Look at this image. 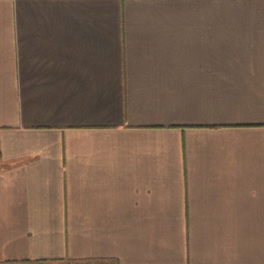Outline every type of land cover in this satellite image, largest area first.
Segmentation results:
<instances>
[{"label": "crops", "instance_id": "0c3cea01", "mask_svg": "<svg viewBox=\"0 0 264 264\" xmlns=\"http://www.w3.org/2000/svg\"><path fill=\"white\" fill-rule=\"evenodd\" d=\"M264 264V0H0V262Z\"/></svg>", "mask_w": 264, "mask_h": 264}, {"label": "rangeland", "instance_id": "374dc122", "mask_svg": "<svg viewBox=\"0 0 264 264\" xmlns=\"http://www.w3.org/2000/svg\"><path fill=\"white\" fill-rule=\"evenodd\" d=\"M76 262L78 264H104L97 259H37V260H20V261H3L0 264H67L68 262Z\"/></svg>", "mask_w": 264, "mask_h": 264}, {"label": "built area", "instance_id": "2783aa9c", "mask_svg": "<svg viewBox=\"0 0 264 264\" xmlns=\"http://www.w3.org/2000/svg\"><path fill=\"white\" fill-rule=\"evenodd\" d=\"M67 264H78V263L71 261V262H68Z\"/></svg>", "mask_w": 264, "mask_h": 264}, {"label": "trees", "instance_id": "16d2710c", "mask_svg": "<svg viewBox=\"0 0 264 264\" xmlns=\"http://www.w3.org/2000/svg\"><path fill=\"white\" fill-rule=\"evenodd\" d=\"M104 264H106V263H104Z\"/></svg>", "mask_w": 264, "mask_h": 264}]
</instances>
